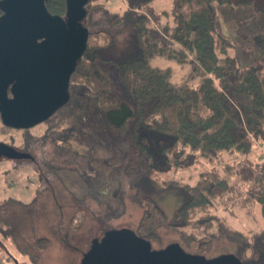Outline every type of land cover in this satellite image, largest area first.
<instances>
[{
    "label": "trees",
    "instance_id": "obj_1",
    "mask_svg": "<svg viewBox=\"0 0 264 264\" xmlns=\"http://www.w3.org/2000/svg\"><path fill=\"white\" fill-rule=\"evenodd\" d=\"M94 1L87 6L85 24L89 27L94 12L102 10L108 27L90 30L87 49L71 76V94L84 91L101 109L109 137L130 131L137 150L124 170L135 177L131 187L145 206L136 232L152 242L165 224L199 231L200 239L217 232L236 240L245 236L230 225L231 211L220 215V208L249 212L256 203L264 217V155L259 161L252 157L262 150L257 143L264 145V0H170L173 29L164 42L154 34L150 18L156 15V0H126L123 12L102 4L93 7ZM46 5L51 13L66 15V0H48ZM217 5L249 9L261 20L252 37L262 57L244 71L230 52V39L218 29ZM155 55L176 59L181 68L188 63L190 69L175 81L173 67L150 63ZM112 68L128 99L115 94ZM202 158L212 167L194 183L160 178L164 171ZM164 193L179 199L172 219L160 202ZM184 235L187 240L195 236ZM244 241L248 253L240 258L246 264H264V228ZM209 243L201 241L200 248Z\"/></svg>",
    "mask_w": 264,
    "mask_h": 264
},
{
    "label": "rangeland",
    "instance_id": "obj_2",
    "mask_svg": "<svg viewBox=\"0 0 264 264\" xmlns=\"http://www.w3.org/2000/svg\"><path fill=\"white\" fill-rule=\"evenodd\" d=\"M96 4L114 12H123L127 7L126 0H95L93 7ZM152 9L156 13L150 15L155 25L153 32L164 42L173 29L172 2L156 0ZM217 13L218 29L230 39V52L244 71L262 57L252 37L261 20L249 9L217 5ZM105 27L108 24L102 10L95 11L89 29ZM150 63L173 67L175 81L181 80L190 69L188 63L181 68L176 59L159 55L150 57ZM112 72L115 94L128 99L126 87L114 68ZM71 90L74 92L75 87ZM87 97L84 91L72 93L67 104L30 128H7L0 121V141L34 156V159L0 158V264H82V256L94 238H101L112 228H137L145 206L131 187L135 177L124 170L125 163L137 149L130 140V131L121 138L109 137L104 114ZM257 146L262 150L256 149L252 157L259 161L264 155V145L258 142ZM211 167L203 158L194 159L188 167L171 168L159 175L161 179L194 183L202 171ZM160 202L172 219L179 204L178 197L164 193ZM220 209V215H229L231 211L230 225L243 230L245 236L236 240L217 232L211 239H200L199 231L187 228L186 233L195 234L187 240L185 232L165 224L158 228L159 237L153 241V247L179 242L186 251L207 257L223 253L245 256L248 251L244 249V237L252 239L253 234L264 228V217L258 205L253 203L249 212L233 206L228 210ZM217 222L215 229L220 227ZM42 237L47 241L39 243ZM201 241H210L209 246L200 248Z\"/></svg>",
    "mask_w": 264,
    "mask_h": 264
},
{
    "label": "water",
    "instance_id": "obj_3",
    "mask_svg": "<svg viewBox=\"0 0 264 264\" xmlns=\"http://www.w3.org/2000/svg\"><path fill=\"white\" fill-rule=\"evenodd\" d=\"M47 1L0 0V115L7 126L30 128L67 104L71 76L88 46L85 20L92 0H66L65 16L51 13ZM18 155L14 146L0 141V158ZM81 263L246 264L235 253L207 257L186 251L179 242L154 248L128 227L94 238Z\"/></svg>",
    "mask_w": 264,
    "mask_h": 264
},
{
    "label": "flooded vegetation",
    "instance_id": "obj_4",
    "mask_svg": "<svg viewBox=\"0 0 264 264\" xmlns=\"http://www.w3.org/2000/svg\"><path fill=\"white\" fill-rule=\"evenodd\" d=\"M2 14V11L0 12V15ZM41 40V39H39ZM70 90H71V84H70ZM9 95L12 96V93L11 91L9 90ZM71 99V98H70ZM63 107V106H62ZM61 107V108H62ZM8 143V142H7ZM9 145H12L10 143H8ZM14 146V145H12ZM18 152H19V155L17 157H15L14 159H22V158H27V157H30V159H34V156H32V154L26 150H23V149H19L18 147L14 146ZM21 153V154H20ZM28 154H30V156H28Z\"/></svg>",
    "mask_w": 264,
    "mask_h": 264
}]
</instances>
